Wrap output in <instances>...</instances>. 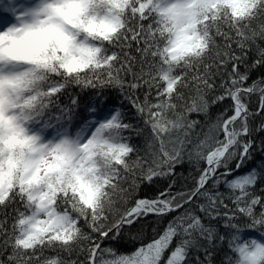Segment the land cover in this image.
Returning <instances> with one entry per match:
<instances>
[{
  "label": "snow or ice",
  "instance_id": "1",
  "mask_svg": "<svg viewBox=\"0 0 264 264\" xmlns=\"http://www.w3.org/2000/svg\"><path fill=\"white\" fill-rule=\"evenodd\" d=\"M72 11L78 25L65 22L54 37L42 40L39 52L26 47L22 54L4 39L19 34L23 23L0 31V257L6 255L0 264H78L62 255L77 248L87 252L79 264H186L199 239L211 243L214 236L211 226L187 210L132 253L117 255L102 244L115 241L126 227L149 215L166 216L200 197L206 200L197 205L200 212L211 219L222 215L236 233L241 232L232 223L237 213L251 219L246 228H264V210L258 217L255 213L258 206L264 209V196L250 191L257 184L256 170L234 176L254 146L249 122L259 117L255 131H264V79L245 87L248 76L239 71L248 42L264 39V23L252 27L253 21L264 19V0H75ZM101 11L103 26H92L95 17L90 14ZM72 27L77 28L75 33ZM80 31L85 35L78 41ZM217 37L224 39L223 49ZM133 41L140 53L139 72L129 63L135 58L124 51ZM233 43L241 55L235 54ZM257 56L253 67L264 66V48H257ZM228 63L232 69L211 103L230 99L231 115L225 109L210 129L213 134L195 146V156L206 164L194 177L195 187L174 193L169 184L154 198L129 202L138 182L151 184L173 176L183 163L189 130L198 123L189 121L187 114L207 110L206 93L216 90L212 68ZM122 71L130 73L131 80H124ZM72 84L127 89L136 114L151 130L145 154L139 155L124 135L140 130L125 123L119 110L109 118L85 121L75 132L61 124L46 138V130L55 127L46 119L54 97ZM189 87L195 95L186 98L180 89ZM141 88L147 89L142 101L136 95ZM253 94L259 96L258 107L250 111L246 98ZM90 111L95 113L96 108ZM61 112L71 121L70 110ZM62 119L63 115L58 117V123ZM234 159L232 169L229 163ZM210 181L212 187L223 183L231 190L235 210L228 208L221 192L209 190ZM121 202L128 205L123 211L116 207ZM9 205L11 213L5 211ZM230 247L235 258L229 264H264V242L243 241L234 234Z\"/></svg>",
  "mask_w": 264,
  "mask_h": 264
},
{
  "label": "trees",
  "instance_id": "2",
  "mask_svg": "<svg viewBox=\"0 0 264 264\" xmlns=\"http://www.w3.org/2000/svg\"><path fill=\"white\" fill-rule=\"evenodd\" d=\"M260 23H264V19L253 21L252 27L258 29ZM222 29L227 31L226 26H222ZM216 43L221 46V49H223L224 39L222 37H217ZM247 47L248 51L246 58L239 65L240 73L247 74L248 76L245 87L251 86L253 82L259 84V81L264 79V66L253 67V62L258 58L257 48H264V39L258 38L255 42L249 41ZM136 48V42L133 41L131 47L126 48L124 51H126L129 56L135 58L134 60H130L129 63L131 64L133 71L139 72L141 66L140 53L136 51ZM232 48L236 55H241V52L235 43H233ZM121 56H124L123 51L121 52ZM206 63H211V60L206 61ZM117 67H119V64H117ZM231 69V63H228L227 67H220L219 69L216 67L212 68L216 90L214 92L206 93V99L209 100V107L204 112H191L187 114V119L189 121H197L198 123L194 128L189 130V136L187 139L190 140V143L187 145L186 150L183 153V163L175 168V174L173 176L157 178L151 184H146L142 181L138 182L140 183V187L137 190L130 191L129 202L143 197L154 198L159 191H163L169 184H173L172 191L174 193L178 191H189L195 187L194 177H198L199 172L206 166L203 160H200L195 156V146L201 140H204L206 135L213 134L210 133V129L216 123L217 118L225 112V109H229L227 115H231L230 106L232 101L230 99H225L222 103H211V100L221 93L222 89L220 85L227 79V74ZM121 77L126 81L131 80L132 78L130 73L124 71L121 72ZM210 82H212V80H210ZM146 90V88H141L136 92V95L140 97L141 101L144 98V92ZM180 91L185 94L186 98L195 95V89L191 87L181 88ZM154 95L155 93H153V96ZM54 100L55 104L46 114V119L50 118L49 122L55 124L57 127L62 124L69 127L70 131L75 132L76 127L82 125L85 121L100 118L110 109L119 110L123 114L125 123H131L134 125L135 129L140 130L139 134H137L136 130H131L124 132V135L130 137V142L139 149V155L143 156L148 150L147 145L152 136L150 127L144 125L143 119L136 114L135 109L127 98V89L124 91L117 87L85 89L72 84L62 94H58V97H54ZM73 100L76 101L75 104L72 103ZM258 100V94H253L246 98L250 111L256 110L258 107ZM91 108H96V112L93 113L90 111ZM61 109H64L65 111L70 110L71 121H69L67 115H64L61 112ZM62 115L63 119L58 123L57 118ZM168 115L169 118H173L171 112ZM249 123L250 127L254 129L251 137L254 140V146L250 152L249 158L238 171L234 172V176L243 175L255 169L258 175V180L257 184L250 189V191H253L256 195L264 196V151H262V148H264V143H262L264 142V131H255L260 125L259 117L255 120H251ZM180 134L183 135L182 132ZM173 135L175 136L176 134L173 133ZM222 138L223 137L221 136V139ZM190 153L191 157L189 155ZM135 158L134 155L132 159L135 160ZM235 165L236 160H231L229 167L235 169ZM221 171H223V169H221ZM232 178L233 177H228V179ZM124 187H128V185L125 184ZM209 190H218L221 192L228 208L235 210V205L232 203V192L225 184L221 183L220 185L212 187V182L210 181ZM205 203L206 200L203 197L194 198L191 204H186L184 208L177 212H172L163 217L149 215L132 227H126L115 241H104L102 247L115 249L117 255L132 253L139 246L146 245L148 242L155 239L163 232L168 222L171 221L173 217L180 215L186 210L199 215L205 226H211L214 229V236L211 243L206 239L200 238L198 245L189 250L186 264H229V260L235 258V253L230 247V241L234 234L240 235L243 241L249 240L255 236L264 238V228L257 227L255 229H248L245 227V225L251 223V219L243 214L237 213V218L232 221V223L237 224L241 228L240 233H236L234 229L228 228L226 226L227 221L222 215L216 219H211L204 213L200 212L197 207V205ZM126 206L128 205H125L123 202L116 205L121 211H123ZM12 207L13 205H9L5 211L11 213ZM262 210L264 209H261L259 206L255 209L257 217ZM220 211L223 212L224 209L221 208ZM2 218L3 217L0 216V219ZM8 223L9 226L12 223L11 216L8 218ZM85 230L87 231V229ZM221 237H223V239H221ZM178 241L179 237H177L173 242V245L165 253V259ZM84 243L85 242H82V244ZM8 251L10 252L11 249L9 248ZM51 254V252L46 253V255ZM62 255L66 261L76 260L79 264L80 261L86 260L87 252L81 253L79 252V248H77L71 254L62 253ZM0 259H6V255L0 257ZM161 264H163V261Z\"/></svg>",
  "mask_w": 264,
  "mask_h": 264
},
{
  "label": "clouds",
  "instance_id": "3",
  "mask_svg": "<svg viewBox=\"0 0 264 264\" xmlns=\"http://www.w3.org/2000/svg\"><path fill=\"white\" fill-rule=\"evenodd\" d=\"M75 0H38L34 9L30 12L28 19L23 23L22 30L19 34H12L4 37L10 40L12 45L22 54L26 47H31L39 52L41 42L44 38H52L57 31L65 27V22L71 27L78 25V18L73 13ZM42 15H47V20L42 19ZM94 15L95 19L92 24L94 27L103 26V12ZM77 28L72 27L71 32L75 33ZM85 33L80 31L76 37L78 41L83 40Z\"/></svg>",
  "mask_w": 264,
  "mask_h": 264
},
{
  "label": "rangeland",
  "instance_id": "4",
  "mask_svg": "<svg viewBox=\"0 0 264 264\" xmlns=\"http://www.w3.org/2000/svg\"><path fill=\"white\" fill-rule=\"evenodd\" d=\"M37 3L38 0H0V31H3L9 26H18L24 23ZM114 112V109H110L108 112L104 113L102 117L94 120L109 118ZM56 127L55 125V127L47 129L45 137L51 138L55 133ZM253 238L260 242H264L262 237L255 236Z\"/></svg>",
  "mask_w": 264,
  "mask_h": 264
}]
</instances>
